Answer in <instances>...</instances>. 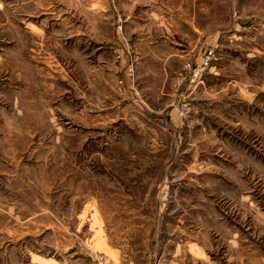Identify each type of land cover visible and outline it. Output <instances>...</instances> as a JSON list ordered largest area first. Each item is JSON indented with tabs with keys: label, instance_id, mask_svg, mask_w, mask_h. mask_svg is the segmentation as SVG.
Segmentation results:
<instances>
[{
	"label": "rangeland",
	"instance_id": "rangeland-1",
	"mask_svg": "<svg viewBox=\"0 0 264 264\" xmlns=\"http://www.w3.org/2000/svg\"><path fill=\"white\" fill-rule=\"evenodd\" d=\"M151 34L186 51L174 86ZM111 245L264 264V0H0V264H116Z\"/></svg>",
	"mask_w": 264,
	"mask_h": 264
},
{
	"label": "crops",
	"instance_id": "crops-1",
	"mask_svg": "<svg viewBox=\"0 0 264 264\" xmlns=\"http://www.w3.org/2000/svg\"><path fill=\"white\" fill-rule=\"evenodd\" d=\"M195 30H196V33L199 34L198 31H197L198 29H195ZM209 35H211V34H209ZM150 36H151V42H149L150 45H147L148 49L145 50V56H147V57H151L152 56V58H153L154 50L160 48L159 49L160 51H158L159 55H160L161 58L165 59L164 63H162V65L159 67L158 71L153 69V68H155V66H153L150 61H147V64H148L147 68H149V74L156 75V77L153 78L152 81H155V82H158V83H161V84L164 83L166 85L168 83V84H171V86H174V79L172 77H173V75L177 74L178 70L174 69L173 62L180 61L179 60L180 58L185 57L184 54L186 53V51L185 50H175V49H173V47L172 48L166 47L165 43L169 44V42H168V40H170L169 37H167L166 41L162 42L160 45H157L158 42H157V40H155V38H160V37L162 38V36H159V35H156V34H151ZM167 36H169V35H167ZM209 37H211V36H209ZM127 38H129V37H127ZM207 39H208V37H203V40H207ZM129 40H130V43L133 42V41H131L132 40L131 38H129ZM195 43H196L195 47L192 50L189 51V55H190L189 58H191V59L195 58L196 56L200 57V55H201V51L202 50H201V46H200L201 45L200 44V40H198V42L196 40ZM141 45H142V40H139L136 43H133L132 46L134 47L133 52H134V56H135L136 60L139 59L142 62V56L140 55L141 54V52H140L141 51L140 50L141 49ZM124 48L125 47H123V45H122L121 49H124ZM189 58L185 60V63L188 62ZM181 64H182V62H181ZM162 92L163 91L158 90V92L155 95L156 100L154 101V103L150 102V105H155V103H156V101L158 99L163 98V97H165L167 95L166 93H164V96H162ZM132 94H134V93L132 92ZM168 245H166V247L164 248V250H163L164 253H163V256H161V260L160 261H162V258H164V254H165V257L167 256L166 259H168V260L170 259V261L167 262V263H166L167 260L164 259V260H166L165 263L166 264H171L172 262H174L173 258L176 255H177V258L179 257L178 253H177L179 251V247L175 246L173 249H170L171 250V253H170L171 255L168 256L167 253H166V251L167 252L170 251V250H168ZM107 248H109V249L111 248L112 251H116V254H117L116 264L121 263L122 261H124L123 257H124L125 251H124V249L122 247H115V246L111 245V246H107ZM149 250H150V253H151L150 254V262L152 264L153 261H155V256L153 254L154 253L153 252L154 249H153V247H151V249H149ZM120 253H121V255L119 256ZM129 264H133V263L129 262ZM175 264H177V263L175 262Z\"/></svg>",
	"mask_w": 264,
	"mask_h": 264
},
{
	"label": "built area",
	"instance_id": "built-area-1",
	"mask_svg": "<svg viewBox=\"0 0 264 264\" xmlns=\"http://www.w3.org/2000/svg\"><path fill=\"white\" fill-rule=\"evenodd\" d=\"M215 56H216L215 49L208 48L206 49L205 53L203 54L202 58L199 61L187 62L185 64L186 75L183 78H181L179 81L182 84H185L186 82L197 83L198 81H200L203 78L204 73L211 68ZM133 71H134L133 68H131L129 73L130 77H134ZM124 82H125L124 80H120L121 85H123ZM91 260L97 264L109 263V258L106 255H98L96 253H93L91 255Z\"/></svg>",
	"mask_w": 264,
	"mask_h": 264
}]
</instances>
